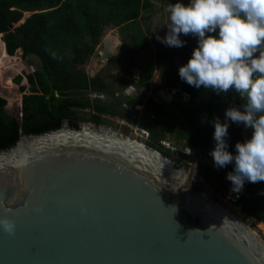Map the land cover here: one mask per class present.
I'll return each instance as SVG.
<instances>
[{
    "label": "water",
    "instance_id": "95a60500",
    "mask_svg": "<svg viewBox=\"0 0 264 264\" xmlns=\"http://www.w3.org/2000/svg\"><path fill=\"white\" fill-rule=\"evenodd\" d=\"M190 158L97 124L22 135L0 151V218L15 224L0 264H264L254 226L191 188Z\"/></svg>",
    "mask_w": 264,
    "mask_h": 264
},
{
    "label": "trees",
    "instance_id": "16d2710c",
    "mask_svg": "<svg viewBox=\"0 0 264 264\" xmlns=\"http://www.w3.org/2000/svg\"><path fill=\"white\" fill-rule=\"evenodd\" d=\"M151 6L149 0H0V72L20 49L25 58L35 56L41 61V69L26 77L31 94L23 97L20 120L8 113V101L0 96V151L15 145L22 135L56 130L65 121L79 128L83 119L81 111L90 112L97 125L110 123L103 117L107 115L129 120L132 117L139 127L149 131L151 138L147 146L164 156H171L170 150L160 144L166 139L200 152L202 160H198L196 179L203 182H195L196 189L209 188L217 196L227 198L233 207L240 208L245 217L264 223V195L260 194L263 183L245 181L238 195L230 192L232 184L226 175L233 171L234 164L217 169L209 154L215 147L214 119L219 117L223 123L226 109L242 108L244 101L238 104L233 98L238 95L234 91L217 95L203 86L199 89L190 86L179 77V67L188 62L198 46L197 37L181 34L180 39L186 43L179 48L161 42L158 45L156 67L164 71V86L179 89L168 101L135 97L123 102L102 75L90 77L82 69L94 55L103 31L121 27L132 48L109 56L106 62L108 66L125 68L123 88L136 82L133 74L136 68L141 72L137 84L149 88L156 67L138 66L136 57L152 46L141 26L142 11ZM26 13L29 16L25 22L12 31L10 25L22 22ZM16 82L20 83L21 78ZM12 83L8 79L7 85L11 87ZM88 91L103 94L107 100L77 96ZM183 93L189 94V98L185 99ZM136 106H142V112ZM129 109L134 113L132 116L127 114ZM249 130L247 135L242 123L229 121L226 138L229 152L235 154V144L251 137ZM181 157L188 159L184 154Z\"/></svg>",
    "mask_w": 264,
    "mask_h": 264
},
{
    "label": "clouds",
    "instance_id": "9594fccd",
    "mask_svg": "<svg viewBox=\"0 0 264 264\" xmlns=\"http://www.w3.org/2000/svg\"><path fill=\"white\" fill-rule=\"evenodd\" d=\"M166 11L168 31L157 40L179 48L186 43L181 34L198 38L190 59L179 67L180 79L217 95L234 91L238 94L234 97L244 101L242 111L241 107L226 109L223 123L219 117L214 119L215 147L209 153L217 169L234 164L226 179L232 184L230 192L238 195L245 181H264V0H189L186 4L177 0ZM213 33L216 35H210ZM229 121L251 129L249 139L235 144V154L228 151ZM189 149L192 155L194 150ZM178 154L186 155L190 163L191 155ZM0 227L8 234L15 231L14 222L7 217L0 218Z\"/></svg>",
    "mask_w": 264,
    "mask_h": 264
},
{
    "label": "rangeland",
    "instance_id": "374dc122",
    "mask_svg": "<svg viewBox=\"0 0 264 264\" xmlns=\"http://www.w3.org/2000/svg\"><path fill=\"white\" fill-rule=\"evenodd\" d=\"M149 1L152 4L151 7L154 8H149L147 10L142 11L141 26L144 32L148 35L152 43V46L146 51L140 53L136 57V62L138 66H143V67L155 66V65L157 66L156 59H157V54L159 52L160 46L158 45L160 41L157 40L156 37L157 36L164 37L166 35L168 31L166 25L169 23L168 13L166 11L168 6L167 4H174L177 2V0H149ZM184 1L187 2L189 0H180V2H184ZM28 16L29 14L26 13L22 21H24ZM19 24H21V21L15 24V26L17 27ZM210 35H216V33ZM131 48L132 45L131 43L128 42L127 34L123 33L121 27L120 28L108 27L103 31L102 37L96 47V51L92 56L90 62L87 65L83 66L82 69H84L90 77H95L98 74L102 75L105 78L106 84L109 85L111 89L117 92L116 93L117 98L123 100V102H127L126 101L127 99H132L135 97H139L142 99H147L150 96H155L156 98L157 96L159 97L158 91L161 88H165L163 81L164 75L162 74L163 70L160 67L159 68L156 67V70L158 72H156L155 70L150 80L149 88H145L137 84V81L141 75L139 68L133 70V74L136 77V82L126 88H123L122 78L126 74L125 68L123 69L118 66L117 67L108 66L106 62V58L112 55H117L118 53L129 52ZM15 58H17V60H15ZM18 59H20V61ZM9 62L11 63H7L6 67L2 68L0 72V96L6 98L8 101L7 104L8 113L11 114L16 119L20 120L22 117L21 111H22L23 97L25 94H31L29 89V83L27 82L26 77L28 74H32L35 71L41 69V61L35 56H30L28 58H25L23 56V51L20 49L14 55V59L10 60ZM19 77L21 78V82L17 83L16 79ZM8 79H11L13 82L11 87L7 85ZM22 87H25V89L22 90L21 89ZM91 93L92 92L88 91L82 94L79 93L77 96H83V95L89 96ZM103 100L104 101L107 100V97ZM127 106H125V108H127ZM136 107H138V110L142 112L143 110L142 106H136ZM80 114L81 117H83V119L79 122L81 125L95 124L90 117V112L81 111ZM127 114H130L132 116L134 113L129 109ZM103 117L109 120L110 123L104 122L101 125L114 129L115 132H117L122 136L128 137L130 139H134L145 145L147 144L148 140L145 137H143V134H141L139 129H136V127L139 125L137 122L133 121L132 117H130L132 120L123 119L121 117L108 116V115ZM245 132L250 133V130L245 128ZM149 138H151V135ZM168 141L172 142V140L170 139H168ZM180 145L182 146L184 144L181 143ZM169 150L171 154L170 158L168 157L169 159L189 162V159H182L181 155L178 154L176 151L172 149ZM200 181H202V179L193 180L191 188H196L194 183L195 182L199 183ZM203 192L209 198L213 199L219 204L224 205L229 209L237 211L239 217H241L242 220L247 222L249 225L254 226L256 230L257 229L259 230L258 234L264 240V229L258 224V222L256 224L253 220H251V218L245 217L240 212L239 208L233 207L230 203H228L227 198H222L221 196H217L209 188H205Z\"/></svg>",
    "mask_w": 264,
    "mask_h": 264
},
{
    "label": "built area",
    "instance_id": "2783aa9c",
    "mask_svg": "<svg viewBox=\"0 0 264 264\" xmlns=\"http://www.w3.org/2000/svg\"><path fill=\"white\" fill-rule=\"evenodd\" d=\"M179 91V89H176V88H173V89H169V88H162V89H160L159 91H158V95H159V97L157 96V98L155 97V96H150V97H153V98H155L156 100H158V101H168L169 99H171L177 92ZM183 95H184V98L185 99H188L189 98V94H187V93H183ZM90 97L92 98V99H105L106 98V96L105 95H103V94H99V93H95V92H92L91 94H90ZM242 125L244 126V124L242 123ZM136 129H139L140 130V132H141V134H143V137H145L148 141L150 140V133H149V131H147V130H145V129H143V128H141V127H139V126H137L136 127ZM160 144H162L163 146H165V147H167V148H170V149H172V150H174V151H176V152H178V153H180V152H182V153H185V154H187V155H191V153L189 154V151H190V149H189V147H187V146H185V145H182V146H176L175 144H173V143H171V142H169V141H167V140H162V141H160ZM191 152H192V150H191ZM201 182V181H200ZM263 184H264V181H261ZM251 220H253L252 218H251ZM254 221V220H253ZM256 224H257V222L256 221H254ZM255 231L258 233L259 232V230L257 229H255Z\"/></svg>",
    "mask_w": 264,
    "mask_h": 264
},
{
    "label": "crops",
    "instance_id": "0c3cea01",
    "mask_svg": "<svg viewBox=\"0 0 264 264\" xmlns=\"http://www.w3.org/2000/svg\"><path fill=\"white\" fill-rule=\"evenodd\" d=\"M188 2H189V1H187V2H185V1H184L183 3H185V4H186V3H188ZM167 5H169V4H167ZM151 8H154V7H151ZM168 15H169V14H168ZM1 35H2V34H1ZM2 37H3V35H2ZM2 40H3V39H2ZM5 48H6V47H5ZM155 67H156V65H155ZM162 70H163V69H162ZM156 72H158V71L156 70ZM162 74L164 75V71H163V73H162ZM164 78H165V76H164ZM164 78H163V81L165 80Z\"/></svg>",
    "mask_w": 264,
    "mask_h": 264
},
{
    "label": "bare ground",
    "instance_id": "6f19581e",
    "mask_svg": "<svg viewBox=\"0 0 264 264\" xmlns=\"http://www.w3.org/2000/svg\"><path fill=\"white\" fill-rule=\"evenodd\" d=\"M258 224L264 229V224L262 222H258Z\"/></svg>",
    "mask_w": 264,
    "mask_h": 264
},
{
    "label": "flooded vegetation",
    "instance_id": "af4514ba",
    "mask_svg": "<svg viewBox=\"0 0 264 264\" xmlns=\"http://www.w3.org/2000/svg\"><path fill=\"white\" fill-rule=\"evenodd\" d=\"M26 95V94H25Z\"/></svg>",
    "mask_w": 264,
    "mask_h": 264
}]
</instances>
